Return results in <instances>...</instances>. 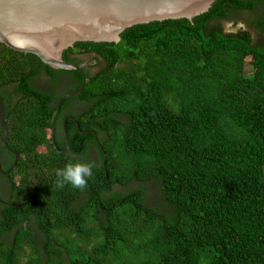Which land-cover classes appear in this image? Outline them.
<instances>
[{
	"label": "trees",
	"instance_id": "obj_1",
	"mask_svg": "<svg viewBox=\"0 0 264 264\" xmlns=\"http://www.w3.org/2000/svg\"><path fill=\"white\" fill-rule=\"evenodd\" d=\"M237 16L245 29L225 33ZM120 38L64 53L106 67H83L56 145V103L81 75L0 44L19 155L9 172L0 144V264H264V0H219ZM76 161L95 163L87 187L57 189L56 170Z\"/></svg>",
	"mask_w": 264,
	"mask_h": 264
},
{
	"label": "water",
	"instance_id": "obj_2",
	"mask_svg": "<svg viewBox=\"0 0 264 264\" xmlns=\"http://www.w3.org/2000/svg\"><path fill=\"white\" fill-rule=\"evenodd\" d=\"M217 1L0 0V44L17 53L35 56L52 70L75 71L81 75V86L61 96L56 103L52 121V138L56 145V126L62 103L81 95L88 82L82 66L64 61L66 51L79 43L117 44L122 33L138 25L182 19L192 21L207 13ZM66 120L76 122L74 117ZM66 120V145L62 153L67 152L70 145ZM0 132V144L16 157L12 171L19 155L8 146L6 107L1 94Z\"/></svg>",
	"mask_w": 264,
	"mask_h": 264
},
{
	"label": "clouds",
	"instance_id": "obj_3",
	"mask_svg": "<svg viewBox=\"0 0 264 264\" xmlns=\"http://www.w3.org/2000/svg\"><path fill=\"white\" fill-rule=\"evenodd\" d=\"M94 167L95 163L93 161L69 162L64 168L56 170V188L62 189L67 184L83 191L87 187L89 179L93 176Z\"/></svg>",
	"mask_w": 264,
	"mask_h": 264
},
{
	"label": "rangeland",
	"instance_id": "obj_4",
	"mask_svg": "<svg viewBox=\"0 0 264 264\" xmlns=\"http://www.w3.org/2000/svg\"><path fill=\"white\" fill-rule=\"evenodd\" d=\"M238 16L236 18H234V21L231 23H227L224 25V31L225 33H236L238 31H240L241 29H245V24L243 23L242 20H245L243 16H240L239 21L237 20ZM85 60H83L82 63L85 64V67H89L88 65L93 64L92 65V69L91 71L93 73H97L99 71H101L102 69H104L106 67V63L103 60H99L98 62L94 59V56H89V57H84Z\"/></svg>",
	"mask_w": 264,
	"mask_h": 264
},
{
	"label": "flooded vegetation",
	"instance_id": "obj_5",
	"mask_svg": "<svg viewBox=\"0 0 264 264\" xmlns=\"http://www.w3.org/2000/svg\"><path fill=\"white\" fill-rule=\"evenodd\" d=\"M237 12H238L237 10H234V11H232V14H235V13H237ZM241 21H243V23L246 22L245 20H242V19H241ZM84 57H85V56H75V55H72L71 59L77 58V60L80 61L81 59H85ZM71 63H72V62H71ZM81 66H82V67H85V64H81ZM40 82H41V81H40ZM3 92H4V95L8 94L9 97H12V101H11V102H13L14 100H16V96H15L14 94H11V93H13V88H12L11 86H7V87L4 89ZM1 95H2V94H1ZM10 95H11V96H10ZM2 97H3V96H2ZM3 99H4V101H5V98H4V97H3ZM6 99H7V98H6ZM7 100H8V99H7ZM11 102H10V103H11ZM5 107H6V102H5ZM65 109H66V108H65ZM71 111H72L71 107L66 109V113H69V116H66L65 119H66V118H70V117H72V116L70 115V112H71ZM63 123H64V122H63ZM0 169H1V171L3 172V173H2V172L0 171V174H1V175H6V173L2 170V168H0ZM9 172H10V170H9ZM9 172H8V173H9ZM4 184H5V182H4L2 179H0V189L2 188V189L4 190V187H3Z\"/></svg>",
	"mask_w": 264,
	"mask_h": 264
}]
</instances>
